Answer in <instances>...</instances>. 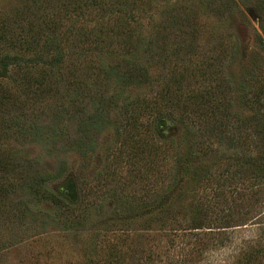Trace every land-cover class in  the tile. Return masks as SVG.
<instances>
[{
  "label": "rangeland",
  "instance_id": "1",
  "mask_svg": "<svg viewBox=\"0 0 264 264\" xmlns=\"http://www.w3.org/2000/svg\"><path fill=\"white\" fill-rule=\"evenodd\" d=\"M85 1L57 15V4L49 0H0V58L21 59L0 75V264H102L110 246L122 254L133 250L129 264H191V255L178 252L179 239L169 237L167 219L160 234L158 225L140 221L124 232L110 211L112 194L134 190L122 185L134 173L143 174L140 193L160 187L158 178L146 177L148 158L133 150L134 142H176L182 128L167 113L178 115L189 99L216 93L211 70L222 66L232 81L247 63L264 72L257 0L211 7V0ZM44 19L49 27L57 21V28L48 31ZM36 25L44 35L63 39L59 67L41 63L56 53L25 46ZM107 69L119 75H106ZM141 71L147 79L138 77ZM133 116L137 128L125 125ZM89 123L95 128L83 135ZM82 141L86 154L78 149ZM37 186L62 193L75 209L39 198ZM89 203L96 211L85 213L87 220L76 229L68 227L69 211L82 217ZM251 209L253 224L229 231L227 245L199 264H232L239 244L256 234L264 240V212ZM108 215L112 222L103 226Z\"/></svg>",
  "mask_w": 264,
  "mask_h": 264
},
{
  "label": "trees",
  "instance_id": "2",
  "mask_svg": "<svg viewBox=\"0 0 264 264\" xmlns=\"http://www.w3.org/2000/svg\"><path fill=\"white\" fill-rule=\"evenodd\" d=\"M49 1L57 4L58 15L77 0H66V4L64 0ZM112 1L121 4L123 0L85 2L102 5ZM224 1L228 5H236L233 0H211L208 6ZM255 5L263 17L260 28L264 35V0H257ZM228 8L232 10L230 6ZM174 19L176 20V17ZM183 20L189 25L191 18L187 16ZM44 21L48 31L57 28V21L50 27L47 20ZM30 41L25 46L34 49L33 51H38L36 49L40 47L46 49V54L56 53L49 60L38 62L43 63L44 67H59L63 55L62 38L54 36L52 32L44 35L40 25H36ZM257 41L260 49L264 50L263 39L258 36ZM46 54L40 56L44 57ZM256 54L251 55L252 62H255ZM20 60L17 55H3L0 58V75L3 76L8 66L18 64ZM248 64L250 63L244 66L238 81L230 80L222 66L211 70L213 78H218L216 80L219 90H215L216 93H201L196 99H189L183 104L185 110L180 111L178 115H173L170 111L167 113L169 118H173L182 128L176 142L168 141L167 138L162 141L156 139L158 142H154L152 137L147 139L145 145L134 142L133 150L145 154L148 158L150 173H146V177L158 178L160 187H146L140 193L136 188L143 174L134 173L130 177V183H122L124 187L134 185V190L129 193L121 189L113 192L110 211L116 217L113 219L122 223L124 232H128L132 224L140 221L149 227L158 225L160 234L161 226L166 227L167 219L170 224L169 237L179 239V254L185 258L191 255V264H199L208 252L227 245L230 239L229 231L253 224L249 223L253 219L249 218L253 210L251 208H256L258 215L264 212V72L259 66ZM106 71V75H119L118 70L115 73H111L109 69ZM140 76L148 78L146 71H141V74L139 72L138 77ZM194 104L198 106L192 110ZM169 106L172 107L170 104ZM133 118L125 125L131 124L137 128V118ZM92 120L97 121L94 115ZM92 128L95 127H92L91 123L87 124L83 128V135L87 136ZM82 144L88 143L82 141L78 148L82 154H86L88 149L82 151ZM88 148L90 149L89 146ZM34 193L55 207L65 205L67 210L75 209V206L65 204L67 197L62 193L48 192L39 186ZM87 205V208L83 209L82 217L70 214L69 211L68 227L76 229L87 220L85 213L89 215L91 211H96L93 203ZM110 219L108 215L103 226H109L110 221L112 222ZM111 228L104 229L111 231ZM164 232L162 230L163 236ZM242 243L235 248L232 264H264L262 236L256 234L248 242ZM110 247L106 256L101 259L102 264H129V259L135 254L133 250L132 254H122L115 246ZM183 261L184 259L175 262L184 264Z\"/></svg>",
  "mask_w": 264,
  "mask_h": 264
}]
</instances>
